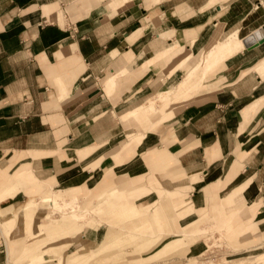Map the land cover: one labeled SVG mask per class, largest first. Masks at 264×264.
<instances>
[{"label":"crops","instance_id":"0c3cea01","mask_svg":"<svg viewBox=\"0 0 264 264\" xmlns=\"http://www.w3.org/2000/svg\"><path fill=\"white\" fill-rule=\"evenodd\" d=\"M263 25L264 0H0V264L26 263L9 238H21V207L45 189L96 192L87 206L116 224L89 250L122 257L115 264L129 263L126 250L155 264L165 255L150 250L171 234L227 223L252 228L232 237L245 253L264 248V42L226 52L191 96L170 93L218 28L242 40ZM176 42L180 54L138 74ZM186 52L190 65L169 74ZM160 92L168 100L155 109Z\"/></svg>","mask_w":264,"mask_h":264},{"label":"rangeland","instance_id":"374dc122","mask_svg":"<svg viewBox=\"0 0 264 264\" xmlns=\"http://www.w3.org/2000/svg\"><path fill=\"white\" fill-rule=\"evenodd\" d=\"M223 34L224 32L222 31V28H218L215 31L207 51L204 53L202 59L187 69L185 78L180 81L178 86L177 80V82L174 84L177 86L176 89L173 88L170 90V93H173L171 96H174L175 98H179L180 95H182V98L191 96L195 90V88H193L195 86V82L201 78V74L207 70H215L217 66H219L226 58V52L230 50L233 52V50H237L242 46L243 43L241 37L239 36V32L234 35H230L229 32L225 35ZM182 50L183 48L179 47L176 42L175 45L169 47L168 50L159 53L153 59L147 61L145 65L140 68L138 74L141 75L144 73L149 68L150 64L156 62L158 59H161V57L167 56L169 58H174L180 54ZM130 57L132 59L134 58V55ZM130 57H128V59ZM191 58L192 53L186 52L180 61L177 62V64L171 69L169 74L175 72L178 69H184L188 67L191 63ZM185 60H189V62L186 64V66H182L181 64ZM110 80L111 82L108 83L111 84L113 81L112 79ZM220 81H222V77H220L214 84H218ZM200 84L202 85V83ZM186 89L190 91V93H187V95H185L184 92H179ZM159 96L160 98H158ZM156 98H158V100ZM156 98L155 101L158 103V106L154 105L155 109L159 108L168 100V97H164L161 92L157 94ZM130 122L131 121L124 122V129L126 133L132 130V124H130ZM133 126L134 128L136 127L135 124H133ZM111 156H113L112 158L115 157L114 151L111 153ZM117 159H121V155ZM124 161L125 159H122V162ZM98 162L99 160L97 163ZM107 170L108 172L114 171V168L110 167V169L108 168ZM45 191L46 192H43L42 195L35 194L36 196L29 198L30 200H28L25 205L21 207V217L23 220V234L21 238L15 240L9 238V235L16 225L17 214L15 211L12 212V216L4 221L2 225L4 234L9 238V252H16L15 261L20 263L26 262L25 264H115L118 260H120V258H122L115 255L101 256L100 254L105 250H89L94 246H98L100 243L96 239L90 238H95L101 228L107 227V230H113L114 228L111 226L116 224V222H111L110 220L109 222L106 220L105 215H103L105 213L104 209L98 205V202L95 204L96 206H87L88 203L93 202L96 192H90V194H86L84 198L78 196L70 197L69 200L67 197L58 196L56 193L48 189H45ZM43 195H51V197L49 200L45 201L42 200V197H44ZM82 195L83 194L80 191L79 196ZM37 197H39V200L36 199ZM76 198L78 199L79 203L77 202ZM107 202V206H111L113 203L112 200H108ZM120 213L121 212H119V214ZM125 214L128 215L126 218H129L131 215L130 211H126L122 212L118 217L125 218ZM140 229L141 230L139 233L152 234L149 226H145ZM193 229L194 228H189V232H175L167 239L163 240V242H161L159 246L156 247V250H150L152 251V254L149 257L150 260L157 259L160 256L165 255L154 262L151 261V263L264 264V248L256 247V250L252 249L245 253V250H241V246L239 247V245H234L235 240L232 239V237L241 234L245 230H252V228L249 226L240 225L234 229V226L231 223H227L225 226H218L215 230L210 231H208L209 229L206 228L204 230L198 229L197 231L193 232ZM121 232L122 231L119 230L118 233ZM66 235L74 237V241L70 245L74 243L76 244L75 246H68L66 245V242L62 245H57L58 243H61L60 241H63L62 239L59 241V239L63 236L66 237ZM202 236H204V242L207 246L204 244L203 248L196 250L191 246V244L202 238ZM156 241L157 238L155 237L152 242L154 243ZM112 247H115V243H110L106 248ZM50 248L55 250H51ZM74 248H76V250H74ZM46 249L49 250L47 251ZM88 250L90 252L89 254H86ZM43 251L45 253H42ZM52 251H55L56 253H51ZM137 251L139 250H136V253L132 250H126L127 254L130 256V261L129 263L122 262V264L149 263L143 259L135 258L146 255V253L137 254ZM68 253L70 254L68 255ZM59 257L61 258L59 259ZM58 259L60 263H58Z\"/></svg>","mask_w":264,"mask_h":264},{"label":"water","instance_id":"95a60500","mask_svg":"<svg viewBox=\"0 0 264 264\" xmlns=\"http://www.w3.org/2000/svg\"><path fill=\"white\" fill-rule=\"evenodd\" d=\"M246 48H253L264 42V25L254 31L252 34L243 38Z\"/></svg>","mask_w":264,"mask_h":264},{"label":"bare ground","instance_id":"6f19581e","mask_svg":"<svg viewBox=\"0 0 264 264\" xmlns=\"http://www.w3.org/2000/svg\"><path fill=\"white\" fill-rule=\"evenodd\" d=\"M261 4H262V3H261ZM237 32H238V31H231V32H229V34H230V35H231V34L234 35V34H236ZM242 43L244 44L243 39H242ZM244 45H245V44H244ZM163 55H164V54H163ZM130 56H133V54L131 53ZM130 56H126V55H124V60L126 61V60L128 59V57H130ZM161 58H162V57H161ZM158 60H159V59H158ZM188 62H189V60H185L181 65H182V66H186V64H187ZM123 74H124V73H123ZM112 77H113V76H111V78H112ZM112 79H113V78H112ZM113 80H114V79H113ZM110 81H111V80H110ZM115 81H116V80H115ZM157 100H158V98H157ZM154 105H155V106H158V103L156 102ZM21 185H22V183H21ZM44 192H46V191H44ZM111 192H112V191H111ZM111 192H110V194H111ZM64 193H65V192H64ZM108 194H109V192H108ZM110 194H109V195H110ZM106 196H107V193H106L105 196H102V197L105 198ZM50 197H51V195H48V196H45V195H44V197H42V200H45V201H46V200H49ZM68 199H69V198H68ZM51 200H52V198H51ZM66 200H67V199H66ZM66 200H64V201H66ZM69 200H70V199H69ZM76 200H77V202H78V199H77V198H76ZM97 200H98V199H97ZM99 200L101 201V198H99ZM45 201H43V202H45ZM52 201H53V200H52ZM74 201H75V200H74ZM100 201H99V202H100ZM66 202H67V201H66ZM45 203H46V202H45ZM70 203H71V202H70ZM78 203H79V202H78ZM78 203H77V204H78ZM67 205H68V204H67ZM93 205H94V204H93ZM69 206H70V205H69ZM73 206H74V205H73ZM73 206H72V207H73ZM94 206H96V205H94ZM79 207H80V206H79ZM71 209H72V208H71ZM73 209H75V208H73ZM80 209H81V208H80ZM26 210H27V209H26ZM28 210H29V209H28ZM69 210H70V209H69ZM70 211H72V210H70ZM29 214H30V213H29ZM27 222H28V221H27ZM111 231H112V230H111ZM136 236H137V235H136ZM109 237H110V235H109ZM50 249H51V248H50ZM52 249H53V248H52ZM52 249H51V250H52ZM46 250H47V249H46ZM48 250H49V249H48ZM48 250H47V251H48ZM51 250H50V251H51ZM53 250H55V249H53ZM42 253H45V252L43 251ZM49 253H50V252H49ZM51 253H56V252H55V251H54V252L52 251ZM39 255L41 256L40 253H39ZM33 258H34V257H33ZM60 258H61V257H59V259H60ZM59 259H58V263H60V262H59ZM28 261H29V260H28ZM32 262H33V261H32Z\"/></svg>","mask_w":264,"mask_h":264}]
</instances>
